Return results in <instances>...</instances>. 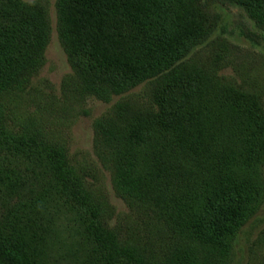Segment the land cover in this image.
Instances as JSON below:
<instances>
[{
  "label": "rangeland",
  "instance_id": "rangeland-1",
  "mask_svg": "<svg viewBox=\"0 0 264 264\" xmlns=\"http://www.w3.org/2000/svg\"><path fill=\"white\" fill-rule=\"evenodd\" d=\"M239 1L173 0L179 15L200 16L202 34L175 74L122 84L74 63L57 0H18L16 20L24 7L38 8L47 40L36 66L0 93L2 264H264V21ZM3 19L11 27L12 16ZM170 76L202 84L206 104L227 95L249 104L259 128L249 158L237 117L193 100L191 140L180 143L166 124L139 128L125 160L129 123L160 115L156 94ZM51 149L64 155L66 191L33 178L31 153ZM155 159L166 167L151 175ZM123 162L134 178L145 176L139 192L119 182ZM218 199L233 214L216 238L207 227Z\"/></svg>",
  "mask_w": 264,
  "mask_h": 264
},
{
  "label": "trees",
  "instance_id": "trees-1",
  "mask_svg": "<svg viewBox=\"0 0 264 264\" xmlns=\"http://www.w3.org/2000/svg\"><path fill=\"white\" fill-rule=\"evenodd\" d=\"M57 1L62 23L60 38L70 57L74 58V63L81 67L85 62V70L92 71L93 75L122 84L136 83L150 74L168 69L172 70L169 75L175 74L177 68L172 66L204 30L196 12L183 11L179 15L172 6L173 0ZM239 3L251 16L264 21V0H240ZM18 6V0H0V93L12 87L36 66V55L46 45L47 30L43 27L42 12L38 8L24 7L25 14L16 20L14 11L17 14ZM6 14L12 16L11 27L3 21ZM197 82L194 78L175 76H170L165 81L156 94L160 115L139 118V122L129 123L123 135L129 142V148L124 151L125 160L126 156L128 160L132 159L131 146L134 144L129 135L139 128L161 127L166 124L180 143L191 140L196 120V103L193 104V100L199 101L203 108L214 104L220 113L236 116V127L245 135V141L242 142L243 159L251 156V144L256 142L255 133L259 128L256 115L251 112L249 104L238 100V96L230 95L206 104L209 94ZM173 88L178 91L173 101H170L171 91L175 90ZM167 109L170 112H166ZM31 155L34 163L33 178L45 185H56L65 191L69 189V177L62 153L53 149L46 153L33 150ZM131 166L133 168L132 163H129V168L126 162L120 163L119 182L132 192H139L146 183L145 176L134 178ZM165 167L163 159H155L150 170L146 172L157 174ZM45 177L48 180L46 182ZM11 187L7 194L11 192ZM231 187L229 185V189ZM72 192L69 194L73 200L75 198L80 201L77 199L78 193H74V190ZM218 200L219 203L220 199ZM218 205L220 211L215 215L216 220L212 218L210 226L207 227V231L214 232L216 238H219L217 232L221 235L223 232L219 225L224 226L221 224L223 220L233 214L225 204ZM212 222L215 224L213 227Z\"/></svg>",
  "mask_w": 264,
  "mask_h": 264
}]
</instances>
